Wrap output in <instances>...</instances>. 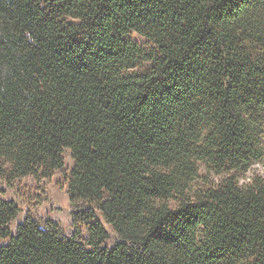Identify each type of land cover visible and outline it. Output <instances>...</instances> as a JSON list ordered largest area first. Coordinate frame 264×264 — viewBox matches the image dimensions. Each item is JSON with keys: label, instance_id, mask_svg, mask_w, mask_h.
<instances>
[{"label": "trees", "instance_id": "1", "mask_svg": "<svg viewBox=\"0 0 264 264\" xmlns=\"http://www.w3.org/2000/svg\"><path fill=\"white\" fill-rule=\"evenodd\" d=\"M67 150L72 229L0 196V264H264V0H0V179Z\"/></svg>", "mask_w": 264, "mask_h": 264}, {"label": "rangeland", "instance_id": "2", "mask_svg": "<svg viewBox=\"0 0 264 264\" xmlns=\"http://www.w3.org/2000/svg\"><path fill=\"white\" fill-rule=\"evenodd\" d=\"M132 37L140 42L146 40L137 32H134ZM73 163L71 153L67 150L65 166L57 170L51 179L39 182L34 177L28 176L18 179L10 186L4 184L0 179V196L14 198L20 203L22 210L18 217L19 220L29 212L40 220L53 218L69 231L72 229L73 216L67 192L66 175Z\"/></svg>", "mask_w": 264, "mask_h": 264}]
</instances>
